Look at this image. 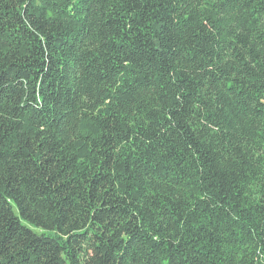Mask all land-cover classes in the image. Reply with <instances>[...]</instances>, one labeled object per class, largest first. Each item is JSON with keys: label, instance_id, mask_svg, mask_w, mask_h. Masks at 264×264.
Segmentation results:
<instances>
[{"label": "trees", "instance_id": "trees-1", "mask_svg": "<svg viewBox=\"0 0 264 264\" xmlns=\"http://www.w3.org/2000/svg\"><path fill=\"white\" fill-rule=\"evenodd\" d=\"M0 264H264V0H0Z\"/></svg>", "mask_w": 264, "mask_h": 264}]
</instances>
